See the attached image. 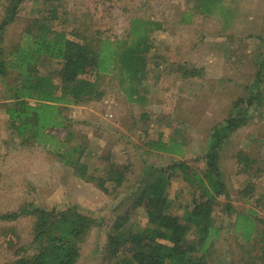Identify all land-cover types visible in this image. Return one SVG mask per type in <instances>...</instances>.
<instances>
[{"label":"rangeland","instance_id":"rangeland-1","mask_svg":"<svg viewBox=\"0 0 264 264\" xmlns=\"http://www.w3.org/2000/svg\"><path fill=\"white\" fill-rule=\"evenodd\" d=\"M217 1L211 11L201 7L202 0H24L19 5L18 16L9 23L0 43L5 49L48 9L57 11L58 19L52 25L75 39L80 38L73 33L91 39H127L137 19L147 20L152 22L148 32L152 49L147 57L148 73L140 86L141 101L125 95L117 72L94 76L104 96L83 106L60 104L66 127L50 129L59 138L72 133L71 142L85 141L81 160L95 175L108 169V163L101 159L108 152L109 162L126 164L127 181L117 194L98 190L49 145L17 137L5 111V82L0 80V214L24 210L16 219L0 218V264L18 258L20 247L21 254L36 252L37 208L63 210L74 204L98 221L80 241L79 263L113 264L103 250L107 235L115 217L129 207L126 197L136 188L144 165L166 166L181 157L194 159L205 150L212 125L225 117L236 96L257 88L264 93V80L254 86L264 61V41L260 39L264 35V0ZM6 3L0 0V21ZM174 58L183 59L187 68L201 70L182 78L178 65L173 64L176 61L172 63ZM39 66L41 73L53 75L58 82L55 73L61 65L56 59L45 57ZM261 110V116L255 113L224 144L221 164L229 196L219 197L220 205L214 212L215 224H220L222 231L208 256L209 264H264L261 245L242 241L231 227L234 216L222 210L230 201L235 211L247 213L257 208V216L264 218V102ZM144 112L145 118L141 116ZM161 130L165 138L174 132L176 138L185 140L181 157L169 159L163 152L157 155L141 146L146 137H155ZM238 150L254 156L258 163L242 171L235 158ZM190 164L204 167L201 161ZM258 166L261 171H257ZM248 182L255 186L246 199L239 191ZM169 197V211L181 214L191 204L188 182L172 176ZM144 223L142 209L137 208L124 229H141Z\"/></svg>","mask_w":264,"mask_h":264},{"label":"trees","instance_id":"trees-1","mask_svg":"<svg viewBox=\"0 0 264 264\" xmlns=\"http://www.w3.org/2000/svg\"><path fill=\"white\" fill-rule=\"evenodd\" d=\"M23 1L7 0L6 5H2L0 43L4 42L9 23L17 18ZM217 2L202 0L201 7L211 11ZM54 19H58L57 11L48 9L25 26L19 39L7 49L0 44V80L5 82L3 99L8 100L5 111L10 128L17 137L49 145L76 174L94 182L102 192L117 194L127 181L126 164L109 162L108 152L101 158L108 163V169L95 175L81 160L85 141L71 142L72 133L67 138H59L50 129L66 127L67 119L60 104H81L102 98L104 91L98 88L96 79H92L94 76L117 72L124 90L130 96L140 97V86L148 73L147 57L152 49L148 33L152 22L137 19L128 38L123 40L91 39L73 33L80 38L75 39L64 30L56 29L52 25ZM260 39L264 41V35ZM45 57L60 63L55 73L58 82L53 75L41 73L39 63ZM259 67L255 87L264 80V61ZM183 68L184 76L201 70ZM263 102L264 93L258 88L236 96L225 117L212 125L206 136V148L192 159L194 162L180 159L166 166L144 165L141 177L136 181V190L126 197L131 202L129 207L115 217L112 231L107 235L103 250L113 264H209L208 256L222 231V226L215 224L214 212L220 205L219 197L229 196L221 164L224 144L234 132L247 125L255 113L263 114ZM141 116L146 117V113ZM163 134L159 131L155 137H146L141 146L147 151L182 156L185 140L179 141L172 132L165 140ZM235 158L242 171H248L258 163L257 158L244 150H238ZM200 161L203 168L190 164ZM257 171H261L259 166ZM172 176L181 177L190 187L191 204L181 214L169 211ZM253 185L248 182L242 191L251 194ZM137 208L142 209L144 226L137 230L124 229ZM222 210L227 216H234L231 227L242 241L261 245L264 260V218L257 216L255 209H249L247 213L235 211L230 201L224 203ZM23 211L2 213L0 218L16 219ZM36 211L40 215L34 227L36 252L21 254L23 248L20 247L18 258L4 264H80V241L98 225L96 217L84 214L75 204L63 210L37 208Z\"/></svg>","mask_w":264,"mask_h":264},{"label":"crops","instance_id":"crops-1","mask_svg":"<svg viewBox=\"0 0 264 264\" xmlns=\"http://www.w3.org/2000/svg\"><path fill=\"white\" fill-rule=\"evenodd\" d=\"M173 61H176V63H173ZM172 63L173 64H175L176 66L178 65V68H177V70L178 71H180V76L182 77V78H188V77H190V76H184L183 75V73H182V70L184 69L183 68V66L185 67V65H186V63H185V61L183 60V59H177V58H174V59H172ZM206 62L204 61V64H205ZM204 64H203V66H202V68L204 67ZM205 68V67H204ZM197 75V74H196ZM195 75V76H196ZM121 83L119 82V85H120ZM121 86V85H120ZM99 88V87H98ZM121 88L123 89V91H124V93H125V95L126 96H128L129 94L126 92V89L124 90V86L122 87L121 86ZM100 89V88H99ZM102 90H103V88H102ZM104 91V90H103ZM104 94H105V91H104ZM104 96V95H103ZM102 96V97H103ZM129 98L131 99V100H134V101H137V102H139V101H141V99H142V95H140V97L138 98L137 97V95L136 94H133L132 96H130L129 95ZM101 99V98H100ZM92 101H94V100H92ZM92 101H89V102H92ZM144 101V100H143ZM85 103H87V102H85ZM80 106H83V103H81V104H79ZM153 112H155L156 113V111H153ZM143 118H145V117H143ZM148 124V123H147ZM161 132L163 133V130H161ZM172 134L174 135V132H172ZM170 135H171V133L168 135V137L167 138H165V137H163V135H162V137H163V139H165V140H168V138L170 137ZM175 137V136H174ZM231 137V136H230ZM178 139V138H177ZM179 141L180 140H183V139H178ZM82 142H84V141H82ZM144 150L145 151H147L146 150V147H144ZM150 152H152V153H155V154H157V155H162V152H160V151H155V150H153V151H150ZM163 154H164V152H163ZM165 154H167L169 157V159H173V160H175V157H181V156H177V155H173V154H169V153H165ZM180 159H182V157L181 158H179V159H177V160H180ZM167 165V164H166ZM255 186V185H254ZM252 188H253V190L250 192L251 194H253L252 192L254 191V187L252 186ZM97 189H98V187H97ZM99 190V189H98ZM243 190V189H242ZM239 191L240 192V194L242 195V196H244L245 198H246V196H247V198L246 199H249V196H251V194H245L243 191ZM252 196H254V195H252ZM260 200V199H259ZM255 209H257V208H255ZM183 213V212H182ZM260 216V215H259ZM232 222H233V219H232Z\"/></svg>","mask_w":264,"mask_h":264}]
</instances>
